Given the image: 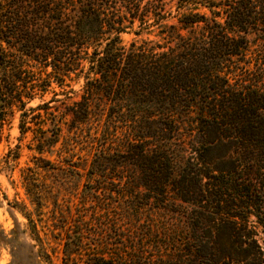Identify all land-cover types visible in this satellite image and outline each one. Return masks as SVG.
Instances as JSON below:
<instances>
[{"label": "trees", "instance_id": "trees-1", "mask_svg": "<svg viewBox=\"0 0 264 264\" xmlns=\"http://www.w3.org/2000/svg\"><path fill=\"white\" fill-rule=\"evenodd\" d=\"M113 1L0 0V41L84 72L68 112L104 116L84 197L102 217L123 198L132 224L108 217L94 243L75 220L63 264H264V0ZM136 20L158 39L124 43Z\"/></svg>", "mask_w": 264, "mask_h": 264}, {"label": "rangeland", "instance_id": "rangeland-1", "mask_svg": "<svg viewBox=\"0 0 264 264\" xmlns=\"http://www.w3.org/2000/svg\"><path fill=\"white\" fill-rule=\"evenodd\" d=\"M124 1L114 0L105 11L127 13ZM162 1L167 9L173 6L176 13L178 0ZM147 2L142 0L141 6L145 7ZM135 30L141 33L136 35ZM157 31V26L149 25L140 29L136 20L121 36L129 44L134 40L158 39ZM3 36L6 41H0V264H49L46 253L54 264H63L64 243L75 220L87 221L93 233L87 236L94 243L102 240V222H108V217L114 225L118 224L119 231L128 233L132 229L130 220L123 217V198L117 196L109 201L110 213L102 217L96 213L98 206L94 201L84 197L90 181L88 169L104 142V116L101 121L97 116L87 123L73 122L68 109L80 100L83 92L85 74L81 68L76 65L68 70L63 63L54 66V60L37 61L19 51L12 32ZM110 134L122 135L114 130ZM100 196L109 197L104 190ZM154 218L151 209H146L140 228H147Z\"/></svg>", "mask_w": 264, "mask_h": 264}]
</instances>
